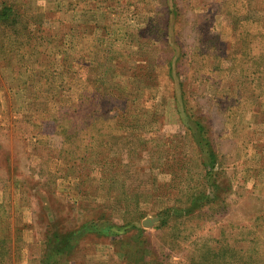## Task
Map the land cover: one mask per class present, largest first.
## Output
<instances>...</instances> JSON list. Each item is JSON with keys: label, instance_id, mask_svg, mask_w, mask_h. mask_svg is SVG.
Masks as SVG:
<instances>
[{"label": "rangeland", "instance_id": "1", "mask_svg": "<svg viewBox=\"0 0 264 264\" xmlns=\"http://www.w3.org/2000/svg\"><path fill=\"white\" fill-rule=\"evenodd\" d=\"M0 264H264V0H0Z\"/></svg>", "mask_w": 264, "mask_h": 264}, {"label": "trees", "instance_id": "2", "mask_svg": "<svg viewBox=\"0 0 264 264\" xmlns=\"http://www.w3.org/2000/svg\"><path fill=\"white\" fill-rule=\"evenodd\" d=\"M87 233H88V231H87ZM214 255L217 256L218 254L217 253H214Z\"/></svg>", "mask_w": 264, "mask_h": 264}]
</instances>
